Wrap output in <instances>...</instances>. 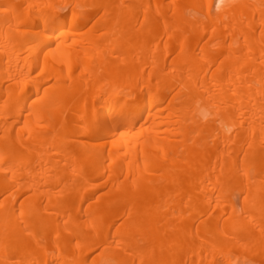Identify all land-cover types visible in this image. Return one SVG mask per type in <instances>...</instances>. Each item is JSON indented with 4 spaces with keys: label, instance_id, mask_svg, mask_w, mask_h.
I'll return each mask as SVG.
<instances>
[{
    "label": "bare ground",
    "instance_id": "1",
    "mask_svg": "<svg viewBox=\"0 0 264 264\" xmlns=\"http://www.w3.org/2000/svg\"><path fill=\"white\" fill-rule=\"evenodd\" d=\"M0 264H264V0H0Z\"/></svg>",
    "mask_w": 264,
    "mask_h": 264
},
{
    "label": "clouds",
    "instance_id": "2",
    "mask_svg": "<svg viewBox=\"0 0 264 264\" xmlns=\"http://www.w3.org/2000/svg\"><path fill=\"white\" fill-rule=\"evenodd\" d=\"M234 2L235 0H215V10L221 12L226 7L231 6Z\"/></svg>",
    "mask_w": 264,
    "mask_h": 264
},
{
    "label": "rangeland",
    "instance_id": "3",
    "mask_svg": "<svg viewBox=\"0 0 264 264\" xmlns=\"http://www.w3.org/2000/svg\"><path fill=\"white\" fill-rule=\"evenodd\" d=\"M238 201L237 202H239L240 201V199H237Z\"/></svg>",
    "mask_w": 264,
    "mask_h": 264
}]
</instances>
